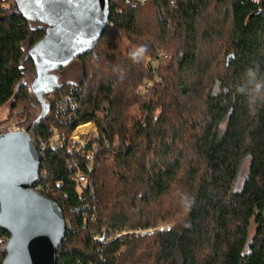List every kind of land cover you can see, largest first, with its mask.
<instances>
[{
  "label": "trees",
  "instance_id": "obj_1",
  "mask_svg": "<svg viewBox=\"0 0 264 264\" xmlns=\"http://www.w3.org/2000/svg\"><path fill=\"white\" fill-rule=\"evenodd\" d=\"M108 3L97 43L53 71L41 115L29 50L47 24L0 0V108L32 128L38 191L62 210L55 264H264V0ZM88 123L95 137L68 150Z\"/></svg>",
  "mask_w": 264,
  "mask_h": 264
},
{
  "label": "water",
  "instance_id": "obj_2",
  "mask_svg": "<svg viewBox=\"0 0 264 264\" xmlns=\"http://www.w3.org/2000/svg\"><path fill=\"white\" fill-rule=\"evenodd\" d=\"M28 19L47 24L29 50L36 76L32 90L46 111L44 93L56 86L53 71L85 55L108 25V0H16ZM230 55L227 58L229 59ZM41 157L24 130L0 134V228L7 232L2 264H55L66 223L56 202L34 190Z\"/></svg>",
  "mask_w": 264,
  "mask_h": 264
},
{
  "label": "rangeland",
  "instance_id": "obj_3",
  "mask_svg": "<svg viewBox=\"0 0 264 264\" xmlns=\"http://www.w3.org/2000/svg\"><path fill=\"white\" fill-rule=\"evenodd\" d=\"M124 45H126V43H124ZM79 72V69H78V66L75 64V63H72L71 65H69V67L67 69H65L63 72L60 73V77H63L65 79H73V77ZM27 81L30 80V78L28 77L26 79ZM147 84H151V82L149 81H146ZM32 88V87H31ZM142 89V87L140 88ZM32 102H35L36 104V107H35V114H37L39 112V107H38V104L36 102V99L35 97H32ZM19 111V109L17 108L14 112V115L10 116V118H7L5 119L6 117H8V114H9V107H8V104L2 106L0 108V123L1 121H3L5 119V121H3L1 124H0V134L5 132V131H9V128L13 125V126H18V121H19V117L18 115L16 116V113ZM90 126L88 128V131H86L84 128H86V125H80L79 127L81 128V130H84L82 133L81 131H77V127L74 132H72L69 136V140H68V148L70 150H79L82 146H84L91 138L95 137V134H96V129L94 124L92 123H89ZM93 125V126H91ZM18 127H23V128H26V126H21L19 125ZM94 130V132H93ZM77 147H79L77 149ZM84 152L82 151L81 152V155L84 156ZM245 165L243 166V169L240 171V175H239V180H238V183L237 185L240 184L241 180L243 179L244 175H245ZM159 226H164V227H170V223H163V224H160ZM153 230V228H152ZM6 243V242H5Z\"/></svg>",
  "mask_w": 264,
  "mask_h": 264
},
{
  "label": "built area",
  "instance_id": "obj_4",
  "mask_svg": "<svg viewBox=\"0 0 264 264\" xmlns=\"http://www.w3.org/2000/svg\"><path fill=\"white\" fill-rule=\"evenodd\" d=\"M49 95V94H48ZM19 126V125H18ZM16 127V126H11L10 128H9V131H17V130H24L27 134H28V136H32L33 135V133H32V128L31 129H28V128H23V127ZM70 139V138H69ZM68 139V140H69ZM65 140V137H63V135H58V134H54L52 137H51V139H50V143H49V145L50 146H52L53 144H54V142L55 141H58L59 143H61V142H63ZM46 147V143H43V142H41L40 143V145H39V148L40 149H43V148H45ZM79 147H77V149H78ZM68 150H70L69 148H68ZM86 158L87 159H89L90 157H91V152L89 151L86 155ZM89 168V167H88ZM74 180H75V182H77L78 184H84L86 181H87V179H86V175L80 170V169H78V171L76 172V175H75V177H74ZM36 184H37V182H36ZM34 185L33 186V188H34V190H36L37 192H39L38 190H40L41 189V185ZM153 229H160V230H163V229H168V227H162V226H158V227H156V228H153ZM152 231V228H150V227H148V229H134V230H122V231H120L119 233H116L115 234V238H118V237H120V236H122L123 234H127V233H136V234H143V233H149V232H151Z\"/></svg>",
  "mask_w": 264,
  "mask_h": 264
},
{
  "label": "bare ground",
  "instance_id": "obj_5",
  "mask_svg": "<svg viewBox=\"0 0 264 264\" xmlns=\"http://www.w3.org/2000/svg\"><path fill=\"white\" fill-rule=\"evenodd\" d=\"M93 124V123H92ZM89 126H90V124L88 123L87 125H86V128H84L86 131H88V128H89ZM91 126H93V125H91ZM77 131H81V133L84 131V130H81V128L79 127V128H77Z\"/></svg>",
  "mask_w": 264,
  "mask_h": 264
},
{
  "label": "clouds",
  "instance_id": "obj_6",
  "mask_svg": "<svg viewBox=\"0 0 264 264\" xmlns=\"http://www.w3.org/2000/svg\"><path fill=\"white\" fill-rule=\"evenodd\" d=\"M139 51L142 53V52L144 51V49H143V48H141Z\"/></svg>",
  "mask_w": 264,
  "mask_h": 264
}]
</instances>
